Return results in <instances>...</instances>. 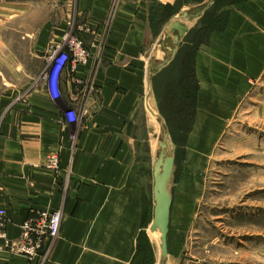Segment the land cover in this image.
<instances>
[{
	"label": "crops",
	"instance_id": "crops-1",
	"mask_svg": "<svg viewBox=\"0 0 264 264\" xmlns=\"http://www.w3.org/2000/svg\"><path fill=\"white\" fill-rule=\"evenodd\" d=\"M215 1L8 0L0 7V211L7 237L18 239L21 224L38 211L61 212L59 238L44 261L0 253V264L131 262L143 217V146L151 142V133L143 134V95L169 63L154 71L170 57L169 25L179 21L190 32ZM223 2L225 27L194 56L184 181L198 175L249 82L264 71V0ZM183 13L188 17L179 20ZM68 37L83 42L88 61L74 70L65 65L53 99L45 74L52 53L67 52ZM51 154L56 171L44 166Z\"/></svg>",
	"mask_w": 264,
	"mask_h": 264
},
{
	"label": "rangeland",
	"instance_id": "rangeland-1",
	"mask_svg": "<svg viewBox=\"0 0 264 264\" xmlns=\"http://www.w3.org/2000/svg\"><path fill=\"white\" fill-rule=\"evenodd\" d=\"M7 2L0 0V7H5ZM161 43L170 45L166 40ZM165 55L170 56L167 52ZM167 89L164 84L158 85V94L162 98L158 101L152 79L150 84L147 83L142 102L147 121L143 122L144 137L146 131L151 133V142L143 146L146 154L143 202L149 224L154 205L152 168L158 155L154 144L161 142L158 135L162 129L168 132L166 156L175 160L168 183L173 206L166 261L160 257V242L148 236L149 225L145 230L153 249L154 264H264V71L249 82L246 94L206 163L197 170L198 175L185 181L186 141L192 128L188 133L185 129L191 119L177 117L180 105L176 98L179 97L166 102L163 94L168 92ZM148 103L162 118L158 132L146 110ZM162 113L169 117V125Z\"/></svg>",
	"mask_w": 264,
	"mask_h": 264
},
{
	"label": "trees",
	"instance_id": "trees-1",
	"mask_svg": "<svg viewBox=\"0 0 264 264\" xmlns=\"http://www.w3.org/2000/svg\"><path fill=\"white\" fill-rule=\"evenodd\" d=\"M223 5V0H216L204 12L198 24L184 38L183 44L175 57L153 78L154 93L158 101L162 100L158 94L159 84H164L168 88V92L163 94L166 102H171L172 97L174 99L179 97L176 98L179 100L178 103L180 105V109L177 110V117L183 120L187 117L191 119L190 125L185 129L186 133L192 128L197 94V82L194 75V56L198 47L205 44L212 33L221 32L225 27L227 22L226 14L220 13ZM163 10L165 11L166 9ZM162 115L169 125V117H166L164 113ZM170 129L172 131L175 130L174 127H170ZM148 225L149 222L143 205L141 231L137 237L134 256L129 264H154L153 249L145 232Z\"/></svg>",
	"mask_w": 264,
	"mask_h": 264
},
{
	"label": "built area",
	"instance_id": "built-area-1",
	"mask_svg": "<svg viewBox=\"0 0 264 264\" xmlns=\"http://www.w3.org/2000/svg\"><path fill=\"white\" fill-rule=\"evenodd\" d=\"M67 52L61 55L52 53L50 56V69L45 74L48 91L53 99L58 97V78L67 63L71 64L72 70L80 64L88 61V52L83 42L76 37H68ZM70 114L74 119H70ZM69 123L76 121V115L70 111L66 113ZM46 169L56 171L58 169V158L55 154L47 157L44 165ZM6 221L0 211V253L24 257L28 262L37 258L44 261L51 253L60 235L61 212L38 211L33 217L24 221L20 226V235L16 240L9 239L5 232Z\"/></svg>",
	"mask_w": 264,
	"mask_h": 264
},
{
	"label": "water",
	"instance_id": "water-1",
	"mask_svg": "<svg viewBox=\"0 0 264 264\" xmlns=\"http://www.w3.org/2000/svg\"><path fill=\"white\" fill-rule=\"evenodd\" d=\"M188 17L186 13H183L178 18L179 20H185ZM166 38L171 40L172 47H167V51L170 53L169 59L164 63L155 67L154 71H159L163 66L170 62L176 55L178 45L188 34L189 29L182 25L179 21L171 23L166 30ZM176 33V34H174ZM169 34L171 37H168ZM164 47V45L162 44ZM162 121V118L159 116ZM163 130V135L160 137L161 143L159 144L160 151L156 161L152 168L153 187H152V199L154 202L152 220L149 225L150 233L158 231L161 235L160 239V250L162 261H165L168 257V233H169V222H170V211L172 206V199L168 191V183L172 177L175 160L172 157H167L164 154L166 149V139L168 132Z\"/></svg>",
	"mask_w": 264,
	"mask_h": 264
},
{
	"label": "bare ground",
	"instance_id": "bare-ground-1",
	"mask_svg": "<svg viewBox=\"0 0 264 264\" xmlns=\"http://www.w3.org/2000/svg\"><path fill=\"white\" fill-rule=\"evenodd\" d=\"M168 37H171V35L169 34V36ZM170 39V38H169ZM147 109V112H148V115L151 117V122H153L155 125V127H156V130H157V132L159 131V128H160V126L161 125H159L160 123H159V116H158V114L152 109V107L150 106V104L148 103L147 104V107H146ZM155 129V128H154ZM155 131V130H154ZM155 133V132H154ZM162 135H163V130L161 131V134L160 135H158L159 137H162ZM161 142L159 141V142H156L154 145L158 148V150H157V153L160 151V149H159V144H160ZM155 148V147H154ZM153 148V149H154ZM166 149H167V146H166ZM166 149H164V154L166 155ZM155 156V155H154ZM158 156V155H157ZM156 161V160H155ZM154 164V163H153ZM152 220V219H151ZM151 223V222H150ZM150 225V224H149ZM147 233L149 234L148 236H150V239L151 240H153V241H155V242H160V239H161V235H160V233L158 232V231H156V232H153V233H150V231H149V226H148V230H147ZM152 241V242H153ZM160 244L161 243H159V248H160ZM160 257H161V250H160ZM167 259H168V257H167ZM166 261V260H165Z\"/></svg>",
	"mask_w": 264,
	"mask_h": 264
},
{
	"label": "clouds",
	"instance_id": "clouds-1",
	"mask_svg": "<svg viewBox=\"0 0 264 264\" xmlns=\"http://www.w3.org/2000/svg\"><path fill=\"white\" fill-rule=\"evenodd\" d=\"M75 117L70 114V119H74Z\"/></svg>",
	"mask_w": 264,
	"mask_h": 264
}]
</instances>
